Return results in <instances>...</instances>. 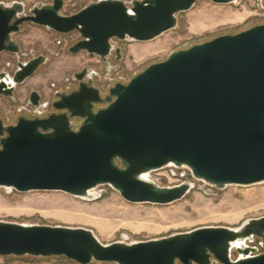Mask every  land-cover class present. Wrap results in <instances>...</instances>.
Segmentation results:
<instances>
[{
  "label": "water",
  "instance_id": "1",
  "mask_svg": "<svg viewBox=\"0 0 264 264\" xmlns=\"http://www.w3.org/2000/svg\"><path fill=\"white\" fill-rule=\"evenodd\" d=\"M196 1L133 0L127 7L120 0H93L69 16L61 14L63 0L34 6L28 15L20 3L0 4V54L17 53L11 35L31 23L59 34L77 32L70 54L84 51L107 61L114 52L119 60L112 39L151 41L173 29L176 15ZM45 63L42 55L18 62L11 87ZM84 71L74 74L77 90L52 102L56 113L19 116L7 126L0 119V187L87 199L108 185L126 202L168 205L190 184L160 187L145 176L169 165L187 168L216 189L264 182V24L173 52L128 83L114 84L104 97L81 82ZM0 95L12 96V88L0 82ZM28 103L38 108L37 92ZM74 119L80 120L76 126ZM0 256L63 257L72 264H264V217L236 229L202 227L109 245L83 228L0 222Z\"/></svg>",
  "mask_w": 264,
  "mask_h": 264
},
{
  "label": "rangeland",
  "instance_id": "2",
  "mask_svg": "<svg viewBox=\"0 0 264 264\" xmlns=\"http://www.w3.org/2000/svg\"><path fill=\"white\" fill-rule=\"evenodd\" d=\"M52 0H0L3 6L20 3L23 15ZM93 0H63L61 14L79 12ZM127 7L133 0H120ZM264 24V0H236L227 5L198 0L192 8L176 15L173 29L148 42L112 39L119 48L120 59L110 58L114 67L109 72L101 60L86 52L70 54L68 49L77 32L59 34L41 26L24 23L11 35L25 58L42 55L46 63L19 86L13 100L0 98V118L11 121L17 110L26 104L30 89L42 94L47 103L55 92H67L75 86L74 74L87 70L92 87L104 97L116 83L126 84L149 65L164 61L180 50L207 42L222 35H233ZM10 59L0 56V64ZM94 73V76L89 74ZM103 105L102 107H104ZM148 178L160 187L180 183L191 189L180 200L168 205L132 204L126 202L108 185L91 191L83 199L62 192L32 191L19 193L0 187V222L20 225L83 228L92 231L103 245L132 244L169 237L202 227L238 228L249 219L264 217V182L252 186H227L216 189L193 179L185 167L169 166L152 171ZM85 218L82 220L80 218ZM72 264L63 257H1L0 264ZM91 264H100L92 262ZM110 264V263H104Z\"/></svg>",
  "mask_w": 264,
  "mask_h": 264
},
{
  "label": "flooded vegetation",
  "instance_id": "3",
  "mask_svg": "<svg viewBox=\"0 0 264 264\" xmlns=\"http://www.w3.org/2000/svg\"><path fill=\"white\" fill-rule=\"evenodd\" d=\"M52 1H53V0H52ZM52 1H51L50 4H52ZM78 40H80V39H77L74 43H76ZM74 43H72L71 46H72ZM17 45H18V44H17ZM18 48H19V46H18ZM19 52H20L19 49H18V52H17V53L3 52V53H7L8 56L11 57V60L8 59V60L4 61V63H1V64H0V74L3 73V74H6V75L8 76V79H7V77H5V78H0V82H1L2 84L5 85V88H6V89H7V88H8V89H9V88H12V96L9 97V96L0 95V98H9V99L13 100V97H14V94H15L16 89H17L19 86H21L25 81H27L29 78L32 77V76L29 77L28 79H26V80H25L22 84H20V85H15V86L11 87L12 84L10 83L9 78H11V77L13 76V74H14L16 68H17V63H18V62H26V61H28V60H30V59L36 57V56H30V57H28V58H26V59H24V60L21 61V60L17 59V54H18ZM3 53H1L0 56H1ZM110 58H113V59L116 58V54H115L114 52H111L110 55H109L108 58H107V61H102V60H101V62L105 65V67L107 68V70H108L109 72L113 71V68H114V67L111 65L110 61H109ZM7 61H8V62H7ZM5 62H7L6 65H4ZM82 70H83V69H81L79 72H81ZM33 75H34V74H33ZM74 82H75V86H74L73 89H70V90H68L67 92H55V93L53 94L52 99H51L50 101H48L47 103H43V102H42V94H40L39 91H37V90H35V89H30V90L28 91V93H27V96H26V104H25L24 106H21V107L17 110V114L15 115V119H12L11 121H9L8 119H6V120H5V119H2V118H0V119L2 120L3 124H4L5 126H7V125H13L14 122L16 121V119H17L19 116H24V117H26V118H30V117H34V118L39 117V118H42V117L46 116V115L49 114V113H56L57 111H55V110L53 109V107H52V102L55 101V100L57 99V95H58V94H68V93H70V92H72V91L77 90V89H78V86H79V84H80V82L77 81L76 79H74ZM81 82H83V83H87L89 86H92V85H91V82H90V78L87 77V74H86L85 71H84V77L82 78V81H81ZM108 90H109V89H108ZM32 91L37 92L38 95H39V105H38V108H35L34 106H32L31 104L28 103V100H29V98H30V94H31ZM98 106H100V105H98ZM39 110H43L41 116H39V115L37 114V112H38ZM79 121H80V120H78V119H74V120L72 121V125L76 126L77 123H78Z\"/></svg>",
  "mask_w": 264,
  "mask_h": 264
},
{
  "label": "built area",
  "instance_id": "4",
  "mask_svg": "<svg viewBox=\"0 0 264 264\" xmlns=\"http://www.w3.org/2000/svg\"><path fill=\"white\" fill-rule=\"evenodd\" d=\"M77 39H80L78 33H77V38H76V40H77ZM74 42H75V41H74ZM25 56H26V55H25L24 52H19V53L17 54V59H19V60L22 61V60L26 59ZM7 62H8V61H7ZM7 62H5L4 65H6ZM42 112H43V110H39V111L37 112V114H38L39 116H41Z\"/></svg>",
  "mask_w": 264,
  "mask_h": 264
},
{
  "label": "bare ground",
  "instance_id": "5",
  "mask_svg": "<svg viewBox=\"0 0 264 264\" xmlns=\"http://www.w3.org/2000/svg\"><path fill=\"white\" fill-rule=\"evenodd\" d=\"M169 166H171V165H169ZM169 166H168V167H169ZM148 174H149V173H148ZM148 174H147L145 177H146L148 180H150V179L148 178ZM190 186H192V185L190 184ZM89 195L91 196V191L89 192ZM80 219L85 220V218H82V217H81Z\"/></svg>",
  "mask_w": 264,
  "mask_h": 264
}]
</instances>
